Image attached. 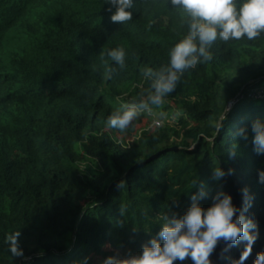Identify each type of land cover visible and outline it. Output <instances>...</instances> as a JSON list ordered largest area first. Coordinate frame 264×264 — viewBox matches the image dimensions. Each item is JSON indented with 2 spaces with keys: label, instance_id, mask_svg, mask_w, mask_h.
I'll return each instance as SVG.
<instances>
[{
  "label": "trees",
  "instance_id": "1",
  "mask_svg": "<svg viewBox=\"0 0 264 264\" xmlns=\"http://www.w3.org/2000/svg\"><path fill=\"white\" fill-rule=\"evenodd\" d=\"M133 2L122 24L111 21L109 0H0V264L139 256L165 218L182 219L202 191V208L222 192L257 224L245 264L264 252V153L252 143L253 124L264 125V33L217 39L212 61L186 71L153 109L167 114L159 126L143 112L121 132L107 127L109 116L146 96L142 70L167 65L188 33L171 0ZM119 47L123 69L107 57ZM16 232L22 257L9 250ZM246 243H218L211 264H233Z\"/></svg>",
  "mask_w": 264,
  "mask_h": 264
},
{
  "label": "clouds",
  "instance_id": "2",
  "mask_svg": "<svg viewBox=\"0 0 264 264\" xmlns=\"http://www.w3.org/2000/svg\"><path fill=\"white\" fill-rule=\"evenodd\" d=\"M109 4V11L115 9L111 15L113 23L124 24L132 20L133 13L130 9L134 6L133 0H109ZM171 5L187 17V35L171 49L167 65L158 70H142V75L151 82L146 96H142L138 102L125 105L123 111H114L108 118V128L123 132L143 112L153 116L154 124L159 126L167 114L153 109L164 104L165 98L175 91L186 71L195 69L200 63L212 61L213 55L209 49L217 39L223 42L242 38L254 40L264 33V0H244L239 8L236 0H171ZM107 57L120 69L125 67L126 52L123 47L108 50ZM103 58L102 54L101 59ZM114 71L113 68L108 69V78H111ZM219 127L222 129L223 122ZM252 132L255 151L264 153V125L256 121ZM239 135L247 139L245 129H241ZM232 154H235L234 151ZM223 175L220 168L215 169V179ZM260 182L264 183V171L260 172ZM117 188L123 190L125 182L121 181ZM243 191V210L246 212L251 207V197L247 188ZM204 195L202 191L199 197H191L193 203L182 219L165 218L166 222L158 233L159 239H151L150 246L145 245L141 255L120 260L109 257L104 264H175L176 261L183 262L187 258L193 264H211L209 258L218 243L223 242L231 247L241 239L247 242L246 249L233 264H245L258 238V231L253 234V230H257V224L247 220L243 213L237 216L239 210L233 206L230 196L220 200V196L224 195L222 192L214 198L212 206L202 208L196 201ZM121 214H124L123 207ZM20 235V232H16L7 237L13 257L24 255L18 244ZM227 250L226 248L225 251ZM254 264H264V252L257 254Z\"/></svg>",
  "mask_w": 264,
  "mask_h": 264
},
{
  "label": "water",
  "instance_id": "3",
  "mask_svg": "<svg viewBox=\"0 0 264 264\" xmlns=\"http://www.w3.org/2000/svg\"><path fill=\"white\" fill-rule=\"evenodd\" d=\"M128 259H130V258H128Z\"/></svg>",
  "mask_w": 264,
  "mask_h": 264
}]
</instances>
